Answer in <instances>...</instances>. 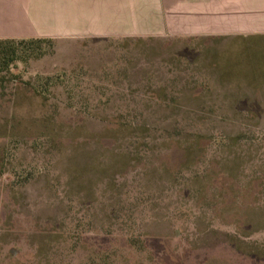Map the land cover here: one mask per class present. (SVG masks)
Instances as JSON below:
<instances>
[{
    "label": "rangeland",
    "instance_id": "374dc122",
    "mask_svg": "<svg viewBox=\"0 0 264 264\" xmlns=\"http://www.w3.org/2000/svg\"><path fill=\"white\" fill-rule=\"evenodd\" d=\"M208 44L0 60V264H264V40Z\"/></svg>",
    "mask_w": 264,
    "mask_h": 264
},
{
    "label": "crops",
    "instance_id": "0c3cea01",
    "mask_svg": "<svg viewBox=\"0 0 264 264\" xmlns=\"http://www.w3.org/2000/svg\"><path fill=\"white\" fill-rule=\"evenodd\" d=\"M126 36L264 40V0H0V40Z\"/></svg>",
    "mask_w": 264,
    "mask_h": 264
},
{
    "label": "trees",
    "instance_id": "16d2710c",
    "mask_svg": "<svg viewBox=\"0 0 264 264\" xmlns=\"http://www.w3.org/2000/svg\"><path fill=\"white\" fill-rule=\"evenodd\" d=\"M50 40L51 39L0 40V60L5 59L8 62L12 61L17 51L24 52L29 49L31 51H38L40 50V44H42V42L45 43Z\"/></svg>",
    "mask_w": 264,
    "mask_h": 264
}]
</instances>
